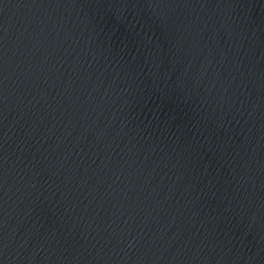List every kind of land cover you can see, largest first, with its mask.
<instances>
[{
  "label": "water",
  "instance_id": "95a60500",
  "mask_svg": "<svg viewBox=\"0 0 264 264\" xmlns=\"http://www.w3.org/2000/svg\"><path fill=\"white\" fill-rule=\"evenodd\" d=\"M0 264H264V0H0Z\"/></svg>",
  "mask_w": 264,
  "mask_h": 264
}]
</instances>
